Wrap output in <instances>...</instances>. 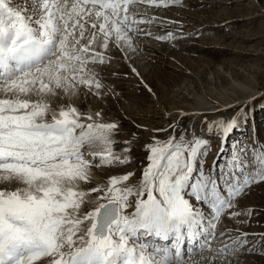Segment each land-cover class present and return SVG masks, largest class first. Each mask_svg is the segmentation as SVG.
<instances>
[{
  "label": "snow or ice",
  "instance_id": "obj_1",
  "mask_svg": "<svg viewBox=\"0 0 264 264\" xmlns=\"http://www.w3.org/2000/svg\"><path fill=\"white\" fill-rule=\"evenodd\" d=\"M140 4L182 0H0V264H187L193 254L227 257L247 243V233L232 238L226 228L219 236L231 243L212 247L223 218L251 216L231 210L264 181V147L255 137L229 146L249 118L243 107L207 122L220 141L210 169L208 139L177 138L174 122L167 140L153 136L145 145L137 183L127 172L83 187L93 168L131 160L136 134L116 153L118 121L78 102H103L99 66L111 63L107 53L114 47L127 58L138 25L154 22L130 10Z\"/></svg>",
  "mask_w": 264,
  "mask_h": 264
},
{
  "label": "rangeland",
  "instance_id": "obj_2",
  "mask_svg": "<svg viewBox=\"0 0 264 264\" xmlns=\"http://www.w3.org/2000/svg\"><path fill=\"white\" fill-rule=\"evenodd\" d=\"M130 10L138 18H154V22L138 25L143 31L134 35L135 51L128 52L127 58L114 47L107 53L111 63L99 66L107 92L103 102L94 98L85 102L81 97L78 106L82 111L103 108L106 121H118L121 130L114 136L116 153L127 147L123 141L136 134L131 160L123 166L93 168L91 184L83 187L127 172L135 173L129 183H137L148 163L145 145L153 136L167 140L172 134L168 125L174 122L177 138L185 132L187 138L208 139L211 150L205 168L210 169L220 141L208 133L207 122L231 117L245 104L249 118L232 132L229 146L232 140L251 144L255 137L256 146L264 147V0H182L167 8L140 4ZM168 33L175 38H157ZM246 98L251 100L242 101ZM165 128L167 132L154 131ZM235 203L237 207L231 211L251 209V216L223 218L212 247L231 243L229 236H219L226 228L232 230V238L247 233V243L227 257L193 254L187 264H213V260L215 264H264V181L253 184ZM236 220L247 223L237 225ZM38 264H46V260Z\"/></svg>",
  "mask_w": 264,
  "mask_h": 264
},
{
  "label": "bare ground",
  "instance_id": "obj_3",
  "mask_svg": "<svg viewBox=\"0 0 264 264\" xmlns=\"http://www.w3.org/2000/svg\"><path fill=\"white\" fill-rule=\"evenodd\" d=\"M135 8H136V7H135ZM133 9H134V8H133ZM134 12H135V11H134ZM158 17H160V16H158ZM170 19H171V18H170ZM171 20H172V19H171ZM172 21H173V20H172ZM250 100H251V98H246V99H244V100H242V101L247 102V101H250ZM235 102H236V101H235ZM230 103H231V102H230ZM236 105L238 106V105H242V104H236ZM247 105H248V104H245V105H243V107H244V106H247ZM249 105H250V104H249ZM251 105H252V104H251ZM223 108H224V107H223ZM213 110H214V109H213ZM207 111H208V110H207ZM201 112H202V111H201ZM254 113H255V111H254ZM248 114H249V113H248ZM253 117H254L253 119H256V115H255V116L253 115ZM113 139L115 140L114 137H113ZM104 175H105V174H104ZM107 175H108V174H107ZM100 178H101V177H100ZM225 220H226V219H225ZM223 222H224V221H223Z\"/></svg>",
  "mask_w": 264,
  "mask_h": 264
}]
</instances>
